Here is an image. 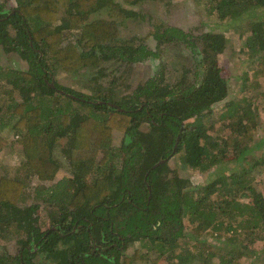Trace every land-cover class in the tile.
I'll return each instance as SVG.
<instances>
[{
    "label": "trees",
    "instance_id": "1",
    "mask_svg": "<svg viewBox=\"0 0 264 264\" xmlns=\"http://www.w3.org/2000/svg\"><path fill=\"white\" fill-rule=\"evenodd\" d=\"M143 1L0 0V46L21 57L0 65V154L12 143L23 154L0 174V240L19 242L0 264H264V154L197 184L179 171L214 172L264 146V0H205L219 23L250 31L238 99L219 60L223 29L195 34L155 19L124 35L122 16L144 18L128 4ZM175 41L193 64L168 81L161 60L129 90L131 65ZM60 73L75 74V85ZM62 139L70 174L57 179Z\"/></svg>",
    "mask_w": 264,
    "mask_h": 264
},
{
    "label": "rangeland",
    "instance_id": "2",
    "mask_svg": "<svg viewBox=\"0 0 264 264\" xmlns=\"http://www.w3.org/2000/svg\"><path fill=\"white\" fill-rule=\"evenodd\" d=\"M128 7L134 12H137V15L143 13L144 18L135 19V17L122 16L123 22L121 23V30L124 35L146 33L149 27L153 26L155 19H160L166 24L179 26L186 31H190L195 34H200L213 28L214 26L219 25L223 29L227 38L226 48L224 51L219 53V60L224 66V74L228 76L230 82L229 98H240L241 94L239 91L242 85V73L246 66L241 64L240 56L243 57L241 48L246 34L250 31L246 30L244 36L242 37L240 36L239 31L228 23H219L217 14L211 13L210 2H205V0H145L141 3H129ZM98 16L109 15L107 14V11H99L93 15V17ZM243 19L244 18L237 23L242 25L245 24L247 19ZM75 37V34L71 35L73 40H75ZM146 43L154 50L157 48V41L154 37H149L146 40ZM160 52L161 57L149 56L146 59L131 65V73L125 74L127 83H129L127 86L129 90L133 89L140 81L145 80L151 75H155V73L160 69L161 60L166 65L165 71L166 79L168 81H174L177 78L182 71L183 65H191L194 62L191 48L185 43L175 41L162 44L160 45ZM17 64H21L20 55L14 51L7 52L0 46V65L5 68H9L14 67ZM75 77L76 75L73 73H60L55 79L63 84L75 85ZM222 106H224V102L219 103L217 107ZM262 117L263 116H261V118ZM212 128V132L217 133L222 129L218 121L214 123ZM262 137H264V129L260 130L256 136L259 140H261ZM67 145V140L62 139L57 142L55 147V157L61 164V168L56 177L57 179L70 174L67 164ZM260 152L264 154V146L258 147L257 145H254L243 157L238 159H224L214 172L212 169L204 172H191V170L183 164L179 165V171L183 176H190L192 181L197 184L201 181L210 179L219 173L230 172L246 165L247 160H253L254 158L260 156ZM22 157L23 154L20 145L18 143H12L10 147L6 148L5 152L0 154V174L5 170L13 173ZM171 166H173V164ZM39 182L38 177L33 176L31 178L30 185L28 186V190L33 193L35 191L36 184ZM45 183H50V181H46ZM36 205L37 216L42 219L47 217V213L43 208L44 204L38 202ZM42 226L45 228L48 226V222L44 223ZM207 239L209 242H219L220 240L217 235L212 234H209ZM18 244L19 242L16 239L0 240V252H15L18 248ZM196 263L198 264L200 262Z\"/></svg>",
    "mask_w": 264,
    "mask_h": 264
},
{
    "label": "water",
    "instance_id": "3",
    "mask_svg": "<svg viewBox=\"0 0 264 264\" xmlns=\"http://www.w3.org/2000/svg\"><path fill=\"white\" fill-rule=\"evenodd\" d=\"M54 82H55V79L52 80V84H54ZM176 145H177V143H176ZM165 160H166V158H163V159L157 161V162L154 164V166L159 165L161 162H164Z\"/></svg>",
    "mask_w": 264,
    "mask_h": 264
}]
</instances>
